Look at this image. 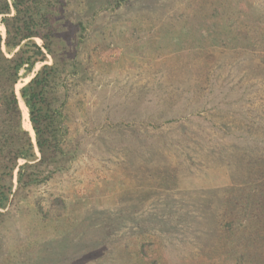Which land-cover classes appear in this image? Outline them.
<instances>
[{
	"label": "rangeland",
	"instance_id": "rangeland-1",
	"mask_svg": "<svg viewBox=\"0 0 264 264\" xmlns=\"http://www.w3.org/2000/svg\"><path fill=\"white\" fill-rule=\"evenodd\" d=\"M117 1L66 0L15 85L56 69L65 152L4 179L0 264H264V0Z\"/></svg>",
	"mask_w": 264,
	"mask_h": 264
},
{
	"label": "trees",
	"instance_id": "trees-1",
	"mask_svg": "<svg viewBox=\"0 0 264 264\" xmlns=\"http://www.w3.org/2000/svg\"><path fill=\"white\" fill-rule=\"evenodd\" d=\"M67 2L0 0V25L5 32L4 38L0 34V208L6 207L12 190V185L5 187L4 179L11 181L15 169L19 188L42 183L62 169L63 162L59 160L65 152L66 131L63 126L67 121V103L65 100L58 102L57 87H62V81H59L56 69L52 65H42L19 89V98L27 110L35 144L23 128L15 85L21 78L29 76L35 65L46 62L47 55L53 56L50 44L59 37L61 10ZM75 29L82 34L85 25L80 21ZM36 39L42 42L43 47L37 44ZM75 66L71 61L66 68L71 70ZM19 161L24 163L19 165Z\"/></svg>",
	"mask_w": 264,
	"mask_h": 264
},
{
	"label": "water",
	"instance_id": "water-1",
	"mask_svg": "<svg viewBox=\"0 0 264 264\" xmlns=\"http://www.w3.org/2000/svg\"><path fill=\"white\" fill-rule=\"evenodd\" d=\"M32 142H34V141H32Z\"/></svg>",
	"mask_w": 264,
	"mask_h": 264
}]
</instances>
